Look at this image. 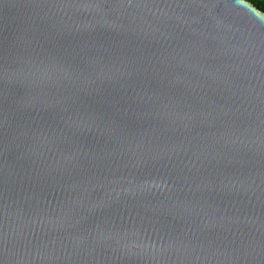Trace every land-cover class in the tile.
Masks as SVG:
<instances>
[{"label": "water", "instance_id": "water-1", "mask_svg": "<svg viewBox=\"0 0 264 264\" xmlns=\"http://www.w3.org/2000/svg\"><path fill=\"white\" fill-rule=\"evenodd\" d=\"M0 264H264V15L0 0Z\"/></svg>", "mask_w": 264, "mask_h": 264}, {"label": "trees", "instance_id": "trees-1", "mask_svg": "<svg viewBox=\"0 0 264 264\" xmlns=\"http://www.w3.org/2000/svg\"><path fill=\"white\" fill-rule=\"evenodd\" d=\"M250 5L255 11L264 15V0H243Z\"/></svg>", "mask_w": 264, "mask_h": 264}]
</instances>
